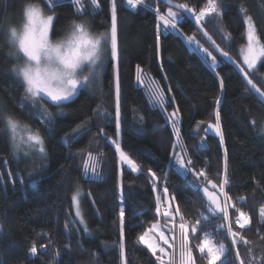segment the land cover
<instances>
[{"label":"trees","instance_id":"trees-1","mask_svg":"<svg viewBox=\"0 0 264 264\" xmlns=\"http://www.w3.org/2000/svg\"><path fill=\"white\" fill-rule=\"evenodd\" d=\"M84 2L87 12L78 18L79 22L88 23L94 34L110 26L108 0H103L101 9L96 10L95 14H92L90 0ZM178 2H189L190 6H197L198 10L205 0H174V3ZM27 3H40V0H0V19L6 18L9 27L17 28ZM224 3L227 10L222 12V24L232 35V47L227 48L223 44L222 47L237 58L241 44L245 43L242 38L244 24L240 5L243 3L248 9L257 24L258 34L264 36V0H224ZM117 4L121 104L127 118L119 139L123 149L142 166L143 174H134L126 167L119 166L113 146L97 135L100 128H104L112 137L116 133L113 69L109 60L101 74L98 89L88 91L83 88L78 98L63 109L66 115L56 118L57 123L51 135L42 133L46 139V160L35 155L14 157L9 133L0 124V174L4 176V180L0 181V264H121L117 215L121 196L126 210L125 264H156L151 253L137 243L138 234L155 219L156 193H153L152 185L148 182L149 167L157 172L160 188L167 184L170 194L176 195L186 217L191 218L189 210L194 213L198 207V203L191 202H206V199L201 200L202 191L197 192L194 187L179 181L175 167L170 166L169 153L174 141L172 129L166 124L162 110L150 107L145 90L136 86L137 64L144 69L145 75L159 81L165 90L166 99L175 97L176 103L168 106L167 110H180L181 137L189 150L188 155L196 162V170L204 168L207 159L209 166L206 171L216 183L219 182L217 173L223 171L224 148L220 147L218 137L211 131L205 135L203 129L208 123H215L216 97L222 96L220 115L232 186L229 194L234 200L245 196L241 210L252 217V223L239 231L251 241L259 242V237L264 236V222L259 219V210L264 206V134L259 131L258 125L251 123L254 116L264 113V107L252 94L245 93L244 82L226 63L218 69L226 85L221 93L219 81L206 64L174 33L168 34L161 58L157 59L155 14L141 6L129 9L123 0H117ZM144 4L153 10L161 6L166 11V6L156 0H145ZM74 12L71 0H60L55 9L58 19L55 20L52 35L54 41L64 37L66 25L72 19H77ZM182 23V30H186V34L196 35L209 47L188 19ZM212 27L209 26L207 30L217 43H221L212 32ZM9 47L0 37V104H6L21 123H27L35 130L40 127V121L29 115L33 111L30 101L21 107L23 87L10 71L17 61L8 56ZM161 66L169 77L167 81L163 79L165 73L159 70ZM259 74L264 75V67L259 68ZM169 87L172 88L171 93L167 91ZM101 91L107 95L105 103L112 113L107 125L103 116H93V124L86 135L78 141H69L70 147L62 146L61 139L65 134L70 133L85 115L92 116ZM49 111L56 114L60 109L50 108ZM140 117H143V123ZM197 121L204 123L197 128ZM201 137L205 138V145L197 155L192 146L198 144ZM89 152L101 160L97 169L98 177L93 176L91 170H88L87 178L84 177V161ZM9 171L16 180L15 187L7 179ZM121 171L122 191L116 188ZM166 173L169 174L166 176ZM77 188L81 192V211L91 236L80 228V234L71 237L69 248L66 249L69 240L63 234L64 226L67 219L73 218L71 196ZM186 201L190 203L186 205ZM234 211L230 210V215ZM114 220L117 221L115 225ZM221 222L220 218L208 222L190 243L194 247L203 238V233L208 232L216 245L224 243L229 248V264H238L225 238L226 231H215ZM133 225L139 226L133 228ZM53 228H58V231L53 232ZM45 232L51 237V245L46 249H38L37 257L29 256L28 248L33 242L37 245L48 244L49 237L42 235ZM247 247L242 241L238 244V250L245 259L248 258ZM254 251L259 255V249ZM57 252L59 255H56ZM194 254L197 257L200 255L195 248ZM199 264H206V261L200 260Z\"/></svg>","mask_w":264,"mask_h":264},{"label":"snow or ice","instance_id":"snow-or-ice-1","mask_svg":"<svg viewBox=\"0 0 264 264\" xmlns=\"http://www.w3.org/2000/svg\"><path fill=\"white\" fill-rule=\"evenodd\" d=\"M131 9H137L144 5L145 0H123ZM166 5V11L158 6L155 11L156 36H155V54L156 58H161V50L164 41L169 33H174L177 38L186 43L188 48H195L200 53L201 62L207 64L219 81L221 93L224 92L226 85L224 77L218 70L222 64L233 66L232 70L242 76L246 82L245 93L255 95L258 102L264 105V75L259 74V68L264 67V36L258 34L257 24L253 17L248 13V9L242 3L239 11L243 16L244 32L242 38L245 43L239 48V56L234 58L227 48L232 47V35L226 31L222 24V12L227 10L224 0H205L202 6H190L189 2L174 3V0H160ZM60 0H40V3H27L23 7V30L18 31L16 27H9L6 18L0 19V37L5 44L10 45L8 56L14 58L17 62L11 66L10 71L18 78L17 83L23 87L21 96V107L25 102L31 104L33 111L29 115L35 120L39 119L40 127L33 130L27 123H21L15 113L10 111L6 104H0V124H2L8 133L13 156L16 153L23 152L25 157L29 155H38L40 159L46 160L48 153L46 149V139L42 133L51 135L57 123V117H63L66 113L63 111L69 104L78 98L79 92L99 79L98 70L110 60L113 69V80L115 84V138L109 136L104 128H100L97 135L101 136L106 142L114 145L115 153L118 157L120 166H126L131 173L142 175V166L139 165L132 154L126 152L122 147V141L119 139L122 130L126 125V115L122 111V89H121V61L118 52V8L117 0H108L110 26L104 31L94 34L90 31V25L86 22H79L78 18L86 14L87 9L84 0H71V5L75 12L73 15L77 19H72L65 27L64 37L53 40L52 35L55 31V20L58 16L55 9ZM103 0H90L93 13L101 9ZM45 9L52 12V15H45ZM175 9V10H173ZM185 13L194 19L196 31L202 33L212 49L205 46L196 35L186 34L183 29L182 21H186ZM209 26L212 32L219 37L221 43H217L214 36L210 34ZM110 51V57H109ZM214 52L216 54H214ZM218 54V55H217ZM165 73L163 79L167 81V76L163 66L159 69ZM87 73L86 75L84 73ZM145 71L140 64L136 65L137 87L144 85L149 96L150 107H157L162 110L166 124L172 128V151L169 153V164L176 168L177 179L183 184L194 187L195 191L203 193L201 200L206 198V202L193 201L198 203L196 211L189 210V217H186L182 211L179 202L174 193L170 194L167 184L161 189L159 185V176L151 167L147 170L148 182L152 185L153 193H156L155 219L150 226L145 228L137 236V243L147 249L151 256L155 258L156 264H199L200 260H205L206 264H229L227 259L230 250L224 243L218 246L210 238L208 232L203 233V238L193 247L190 243L200 233L201 229L213 219L220 218L222 222L215 227L216 232L226 229V239L231 241V249H236L235 260L239 264H264V236L259 237V242L251 241L242 235L241 231L252 223V217L249 213L241 210V205L245 203V196L241 195L235 200L229 194L232 191L228 153L225 148V134L221 124L220 105L222 96L216 97L215 123H208L203 129L205 135L211 131L215 137L219 138L221 148H224L223 171L218 172L214 182L209 177L206 168L208 160L205 159V167L196 170L195 161L188 155V149L185 147L181 137V119L180 110L174 108L171 112L167 111L168 106L175 104V97L166 99L165 90L159 86V81L144 79ZM168 93L172 88L167 89ZM108 99L101 91L97 106L92 110V116L85 115L84 118L66 133L61 139L62 146L70 147L69 141H78L90 131L93 124V116H103L107 125L112 113L106 106ZM50 108L60 109L56 114L49 111ZM134 111H136L134 109ZM143 123V117H140ZM203 121H197L196 127L199 128ZM251 123L259 126V131L264 133V113H258L252 118ZM205 145V138L201 137L200 143L193 145L192 150L197 155ZM179 148L180 151H176ZM97 158L91 152L84 161V177L88 176L89 162H92L91 171L93 176L98 177L96 163ZM63 170V167L62 169ZM169 173H166L167 176ZM122 175L118 178L116 188L122 191ZM7 179L12 181L15 187L16 180L11 171L7 174ZM4 180L3 174H0V181ZM23 183V180L20 181ZM179 187V185H177ZM88 195H91L89 193ZM121 206L118 212L119 226V256L121 264H125V232H126V210L123 196L120 197ZM72 207L75 209V217L67 219L64 226V236L69 240L65 248H69L71 237L80 234V228L76 227L78 220L83 225V233L91 236L81 211V192L77 188L71 196ZM188 201L185 202L187 205ZM95 204V201H93ZM235 210L230 215V210ZM259 219L264 222V206L259 210ZM117 221H113L115 225ZM235 225V228H234ZM133 225L132 227H138ZM57 232L58 228H53ZM48 236V244H39L35 242L28 248V255L35 258L38 255V249H46L51 243L49 233H42ZM243 242L247 247L248 258H242L238 250L239 242ZM166 246V247H165ZM82 248V245H81ZM197 251L200 255L194 254ZM169 249L171 251H169ZM259 249V255L255 253ZM56 255H59L57 252ZM95 255V254H93Z\"/></svg>","mask_w":264,"mask_h":264},{"label":"rangeland","instance_id":"rangeland-1","mask_svg":"<svg viewBox=\"0 0 264 264\" xmlns=\"http://www.w3.org/2000/svg\"><path fill=\"white\" fill-rule=\"evenodd\" d=\"M143 7H145V8H147L148 6L146 5V4H144L143 5ZM45 15H51V14H49V13H47L46 11H45ZM24 22H25V20H24V18H23V10H22V14H21V21H20V23H19V25H18V27H17V30L18 31H22L23 30V24H24ZM193 48H194V46H193ZM197 51V50H196ZM198 52V51H197ZM199 53V52H198ZM200 54V53H199ZM238 56H239V54H238ZM109 57H110V51H109ZM107 63L108 62H106L105 64H104V66L103 67H101L99 70H98V76H99V79H97L96 81H94L92 84H90V85H88L85 89H87L88 91H95L96 89H98V87H99V81H100V77H101V74L104 72V70H105V68H106V66H107ZM85 75L87 74L86 72L84 73ZM144 79H145V81L147 82L148 80H154L153 78H151V77H149V76H147V75H145L144 76ZM135 84H136V86H137V81H136V70H135ZM159 86L161 87V85L159 84ZM140 87H142L144 90H145V92H146V94H147V89L145 88V86L142 84V85H140ZM162 88V87H161ZM148 96V95H147ZM148 98H149V96H148ZM114 99H115V84H114ZM158 107V106H157ZM168 112H171L172 110H167ZM171 127V126H170ZM172 129V128H171ZM264 134V133H263ZM9 136H10V134H9ZM115 138V137H114ZM10 140V139H9ZM200 141H201V139L199 140V143H200ZM110 143V142H109ZM11 144V143H10ZM111 144V143H110ZM113 146V148H114V145H112ZM114 150H115V148H114ZM176 151H180V149L179 148H177L176 149ZM16 155H18L19 157L20 156H24V154H23V152H18V153H16ZM35 156H38V155H35ZM116 156H117V154H116ZM94 157H96V156H94ZM88 158V156L86 157V159ZM97 158V160H96V163L99 165V167H100V164H101V160L99 159V157H96ZM85 159V160H86ZM117 162H118V157H117ZM119 164V163H118ZM91 166H92V162L90 161L89 162V168H88V170H91ZM120 166V165H119ZM84 167H85V165H84ZM124 167H126V166H124ZM127 168V167H126ZM98 169V168H97ZM176 169V168H175ZM206 199V198H205ZM75 217V209H74V214H73V218ZM77 222V225H78V227L79 228H81V229H83V225H80L79 224V222H78V220L76 221ZM225 231H226V229H225ZM228 241H229V244L231 245V241H230V239H228ZM218 246V245H217ZM166 247V246H165ZM233 250V253H234V255H235V251H236V249H232ZM169 251H171L170 249H169ZM237 263L239 264V262L237 261Z\"/></svg>","mask_w":264,"mask_h":264},{"label":"water","instance_id":"water-1","mask_svg":"<svg viewBox=\"0 0 264 264\" xmlns=\"http://www.w3.org/2000/svg\"><path fill=\"white\" fill-rule=\"evenodd\" d=\"M156 1H158L159 3H161L160 2V0H156ZM162 4V3H161ZM163 6H166V5H164V4H162ZM167 7V6H166ZM148 11H151L152 13H154L155 14V11L152 9V8H149V7H147L146 8ZM173 10H175V9H173ZM185 15V17L192 23V25L194 26V28L196 29V25H195V22H194V19L193 18H191L190 16H189V14H187V13H185L184 14ZM200 35L202 36V38L204 39V41L208 44V46L211 48V50H213L212 49V46L210 45V43H208L207 42V40H206V38H204L203 37V35H202V33H200ZM199 57H200V54L195 50V48H191ZM214 51V50H213ZM215 53V52H214ZM216 54V53H215ZM218 55V54H217ZM226 64H227V62H225ZM229 65V64H228ZM206 66H207V64H206ZM230 67H233V66H231V65H229ZM208 67V66H207ZM236 72V71H235ZM237 73V72H236ZM240 76V75H239ZM240 78L242 79V76H240ZM242 81H243V79H242ZM244 82V84H245V86H246V82L245 81H243ZM255 98H256V96L255 95H253ZM256 100H257V98H256ZM258 101V100H257ZM262 105V104H261ZM263 107H264V105H262Z\"/></svg>","mask_w":264,"mask_h":264},{"label":"built area","instance_id":"built-area-1","mask_svg":"<svg viewBox=\"0 0 264 264\" xmlns=\"http://www.w3.org/2000/svg\"><path fill=\"white\" fill-rule=\"evenodd\" d=\"M127 6V5H126ZM141 7H143V5H140ZM128 7V6H127ZM129 8V7H128ZM129 9H131V8H129Z\"/></svg>","mask_w":264,"mask_h":264}]
</instances>
